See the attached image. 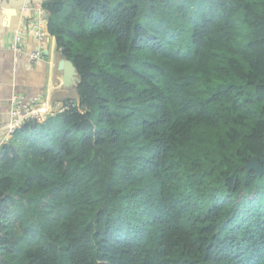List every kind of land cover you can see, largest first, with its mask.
<instances>
[{"label": "trees", "instance_id": "obj_1", "mask_svg": "<svg viewBox=\"0 0 264 264\" xmlns=\"http://www.w3.org/2000/svg\"><path fill=\"white\" fill-rule=\"evenodd\" d=\"M42 8L80 82L0 147V264H264V0Z\"/></svg>", "mask_w": 264, "mask_h": 264}, {"label": "crops", "instance_id": "obj_2", "mask_svg": "<svg viewBox=\"0 0 264 264\" xmlns=\"http://www.w3.org/2000/svg\"><path fill=\"white\" fill-rule=\"evenodd\" d=\"M25 1L35 5L43 0H0V147L4 145L3 137L7 136L3 130L10 117L9 96L13 86L31 97L42 92L43 99L46 94L49 96L61 86L60 81L59 86L55 87L54 90L52 87L55 73L58 74L59 78L62 75L60 69L53 70L52 68L54 43L56 41L54 38L51 36L49 39L47 38L46 45H44V51H48V53L44 52L45 59H42L45 62H34L35 60H31L27 54L18 56L9 49L13 34L18 29L19 24L21 26L23 23L34 19L33 13L30 12L28 14L29 20L21 21L20 8ZM48 42L51 43L50 46ZM24 46L28 53L33 51L36 47L34 39L28 37ZM45 69H47V73H45ZM70 92H74V89L68 90L67 93H64L62 89L58 90V103L67 97L74 99L75 96L70 95Z\"/></svg>", "mask_w": 264, "mask_h": 264}, {"label": "built area", "instance_id": "obj_3", "mask_svg": "<svg viewBox=\"0 0 264 264\" xmlns=\"http://www.w3.org/2000/svg\"><path fill=\"white\" fill-rule=\"evenodd\" d=\"M21 21L28 20V14L31 12L34 15L32 21L19 24L18 29L14 32L9 49L16 55L27 54L31 60L44 59V48L47 38L50 35L47 32V19L42 8V1L32 5L29 1L22 3L20 8ZM28 37H32L35 41V49L31 52H26L24 42ZM43 96L30 97L26 93L18 91L15 86L10 91L9 96V110L10 118L8 123L4 126L7 133H13L16 129L22 127L25 122L39 120L54 114L62 113L69 109L70 103L65 104L54 103L52 109H44L43 104L40 103ZM42 117V118H41Z\"/></svg>", "mask_w": 264, "mask_h": 264}, {"label": "water", "instance_id": "obj_4", "mask_svg": "<svg viewBox=\"0 0 264 264\" xmlns=\"http://www.w3.org/2000/svg\"><path fill=\"white\" fill-rule=\"evenodd\" d=\"M48 53V51H44ZM53 70L60 69L62 75L60 77L61 89L64 93H67L70 89H75L76 84L80 82L76 67L71 60L63 58L58 50L56 41L54 43L53 57H52ZM55 102H58L57 100ZM54 102V103H55ZM245 167L249 170H253L257 176L264 175V153L262 157L250 158Z\"/></svg>", "mask_w": 264, "mask_h": 264}, {"label": "rangeland", "instance_id": "obj_5", "mask_svg": "<svg viewBox=\"0 0 264 264\" xmlns=\"http://www.w3.org/2000/svg\"><path fill=\"white\" fill-rule=\"evenodd\" d=\"M28 17V16H27ZM29 18V17H28ZM29 20V19H28ZM143 22V21H142ZM51 40V39H50ZM48 44H49V46H50V42H48ZM47 44V45H48ZM45 45H46V42H45ZM25 49H26V47H25ZM31 51V50H30ZM26 52H27V50H26ZM45 59V58H44ZM37 61V63L39 62V61H42V62H45V60H42V59H38V60H35L34 62H36ZM45 67H46V65H45ZM45 71V73H47V69H45L44 70ZM59 84H60V78H59V76H58V74L57 73H55V77H54V79H53V85H52V87H53V90H54V88L55 87H58L59 86ZM60 89H61V87H59L58 89H56L55 91H54V93H52V94H50L49 96L46 94V96H45V98L40 102V103H42L43 104V107H44V109H46V107H47V109H52V107H53V104H54V102L56 101V100H58V90L60 91ZM53 90H52V92H53ZM51 92V91H50ZM42 92H40V93H36L34 96L35 97H37V96H42ZM26 95H28V94H26ZM70 95H72V96H75V93L74 92H70ZM29 96V95H28ZM34 96H32V97H34ZM31 97V96H30ZM74 100H76V98L74 97ZM62 102H64V100L62 99L61 100ZM45 117H47V116H45ZM10 118V117H9ZM42 118V117H41ZM41 120H44V119H41ZM9 121V120H8ZM8 121H7V123H8ZM6 123V124H7ZM5 124V125H6ZM3 131H5V129L3 130ZM5 134H6V131H5ZM4 136V135H3ZM3 144H10V145H12L13 147H15V148H21L23 145H25V143H23L22 141H20V139H18V138H16V137H14V135H13V133H7V136H4L3 137Z\"/></svg>", "mask_w": 264, "mask_h": 264}, {"label": "clouds", "instance_id": "obj_6", "mask_svg": "<svg viewBox=\"0 0 264 264\" xmlns=\"http://www.w3.org/2000/svg\"><path fill=\"white\" fill-rule=\"evenodd\" d=\"M73 100V99H72Z\"/></svg>", "mask_w": 264, "mask_h": 264}]
</instances>
